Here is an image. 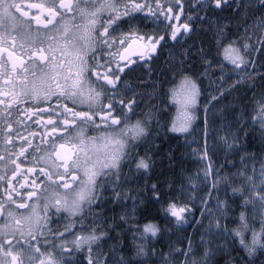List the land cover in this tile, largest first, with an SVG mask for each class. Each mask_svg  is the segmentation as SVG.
I'll return each instance as SVG.
<instances>
[{
    "label": "snow or ice",
    "instance_id": "1",
    "mask_svg": "<svg viewBox=\"0 0 264 264\" xmlns=\"http://www.w3.org/2000/svg\"><path fill=\"white\" fill-rule=\"evenodd\" d=\"M227 2L223 0V3ZM188 3L193 10L203 6L192 5L191 0ZM81 4L98 6L90 12ZM221 4L222 0H213L211 6L220 8ZM169 5L175 6V14ZM27 7L35 9L37 14L24 11L15 0H0V80L12 89H0V97L8 98V104L3 99H0V104L8 107L13 103L23 105L31 102L35 109L31 113L33 116L47 113L57 116V119H48L44 123V129L47 130L43 131V136L38 137L34 132L29 134L39 139L40 143L36 145L32 144L29 137H18L27 145L21 147L18 157H23L25 162L35 166L21 170L13 160L11 163L16 167L14 176L19 178L26 172L31 175V179L24 178V183L20 185L23 194L17 193L15 187L11 191L4 189L0 192V197H3L0 199V253L11 257V264H17V257L12 253L14 248L26 247L43 256L41 248L63 251L66 243H71L78 250L100 239L88 221L95 214L92 225L99 223L102 213H96L95 209L100 208L104 200L105 182L116 183L122 161L131 154L135 141L147 134L144 121L137 120L131 126L128 123L129 114L135 115L136 109L140 107L139 101L116 98L117 85L123 83L118 75L124 70L121 63L127 66L137 49L155 52L157 46L166 39L177 41L192 30L187 23L179 27L174 23L182 17L189 21L192 19L184 13L181 0H164L163 4L161 0H43ZM105 14L107 19H101ZM77 19L81 22L76 23ZM145 21L162 25L165 34L161 35L157 31L155 35H142L137 25ZM33 25L37 33L41 30L56 32L62 43L54 48L53 42L57 38L49 35L47 40L50 42L46 48L43 41L40 42L41 46L32 47L36 44V40L32 39ZM258 28L262 29L259 38L249 37L252 43L245 42L242 37L231 39L223 33L217 37V56L220 59L216 63L222 75L225 62L232 66L233 72H245L250 66L252 71L256 70V62L251 57L256 53L264 54V24L258 25ZM8 30H20L23 38L30 41L27 50L23 44L20 45L22 55L17 56L15 51L4 47L5 43L16 47L15 38L9 39L7 35ZM241 48L249 59L241 54ZM25 55L27 60L24 59ZM206 64L209 69L213 66L211 61H206ZM17 80L19 92L15 91ZM97 86L101 90L98 91ZM221 87L222 84L217 91ZM169 91L171 99L180 109L177 116L179 126L174 124L172 131H186L188 123L194 119L189 114V108L196 103L200 90L191 77L185 76ZM209 99L215 100L216 97L210 96ZM256 103L259 121L264 127V103ZM41 104L46 106L39 107ZM89 130L97 135H87ZM97 141H100L99 146ZM129 141L132 142L131 146ZM5 143L12 141L9 139ZM224 143L228 148L233 147L226 139ZM42 145L50 150L42 152ZM206 150L205 146L202 151L206 153ZM201 159L207 161L206 155ZM148 167L143 160L137 164L138 169ZM219 167L207 163L203 172L204 181H208L210 175L217 177L215 183L206 184L213 191L221 183L228 182L227 176H219ZM260 173V192L253 189V199L264 206V164L261 165ZM234 175L243 176L249 184L254 183L253 178L243 172ZM152 191L158 192L156 185H152ZM241 191L233 189V192ZM211 195V191L200 197L189 195L188 200L191 203L199 199L200 215L207 217L211 214L207 207ZM155 199L159 201L162 197L157 194ZM18 200L22 202L17 203ZM166 203L167 206L162 205L160 211L174 218L177 223H186V214L194 215L191 207L178 206L171 200ZM248 203L246 200L245 206ZM216 204L221 216L226 215V202L216 198ZM240 221L247 230L248 224L243 213L240 214ZM212 227L234 234L250 252L259 243V234L253 233L252 244H245L242 232L226 229L219 220L214 224L210 222L209 228ZM85 230L90 234H81ZM159 231L157 224L149 222L143 226L140 235L146 239L148 234L154 237ZM261 232L264 233V228ZM69 237L72 239L69 240ZM4 249L8 251L4 252ZM138 254H145L143 246H140ZM181 254H191L190 243L189 251ZM0 264H3L2 260ZM39 264L56 262L49 256L47 261L41 259ZM88 264H93V261L89 260Z\"/></svg>",
    "mask_w": 264,
    "mask_h": 264
},
{
    "label": "flooded vegetation",
    "instance_id": "2",
    "mask_svg": "<svg viewBox=\"0 0 264 264\" xmlns=\"http://www.w3.org/2000/svg\"><path fill=\"white\" fill-rule=\"evenodd\" d=\"M15 2L19 3L24 11H31L32 14L35 15L37 14L36 10H30L27 5L32 3H40L43 2V0H15ZM163 2L164 0H161L162 4ZM191 2L192 5L202 4L203 6L196 7L193 10L190 9L188 0H181V3L184 7V13L187 16H190L192 19L189 21L185 20L182 17L180 21L174 22L177 27H179L181 24L187 23L192 29L190 32L184 34L183 37L178 39L177 41L166 39L165 42H162V45L157 46L155 52H149L144 49H137L136 54L131 56V62L128 63L127 66H125L123 62L121 63V67L124 70L123 72L118 73V75L120 76V80L123 83L117 85L118 92L116 93V98L125 100L136 99L140 103V107L136 109V114H129L128 123L129 125H132L134 121H144L145 123L143 126L145 127L147 133L140 140L142 143H140L138 150H136L135 152L131 151V154L124 159V166H122L121 170L119 171V177L116 180V183L113 184L118 188L117 198L118 200H121L116 203L111 200L109 210L107 212L102 213L101 216V218H104L108 221L107 214L108 212H110L113 216L112 218L118 219L119 223L121 224L118 227L121 226L124 228L123 233L127 230L131 232L130 222L132 221V217L131 215H129L127 219L119 220L120 218H118L116 215L118 214V212H121V210H123L126 205H129L130 208H132L133 206L137 208L134 215L136 216V213L139 212L140 208L143 205L144 207L147 206L148 201L150 202L152 199V203H149V205L154 206L157 209L156 211L159 216L162 215V212L160 211L162 206L160 204V200L157 201L155 199V196L159 193L160 188L157 187L158 192L153 193L152 189L147 187L149 180L152 179V175L154 174V172H157L156 166L157 163H160L161 160L162 143L165 140H169L171 142H176V144L181 143L184 146L185 142H187V140L189 139L188 138L185 142H182V139L185 138L184 135H186L190 132L191 129H193L199 117L197 114H194L191 111V108H189V114L194 117V119H192L188 123V130L185 133L172 131L170 126L173 127V124L171 125V123L174 120V116H178L180 111L175 110V112L177 113L175 115V112L172 109L173 113L169 119V124L165 126L163 124V118L164 115H167V113L163 111V106H159L157 104L158 98L150 99V105L147 107L145 105L147 102L148 95V71L151 74H154V71L156 69H158L159 67H167V65L171 64L172 60L176 58L185 62L186 60L184 57L186 56V53H188L189 55H191V53L194 54L193 63H196L198 59H200L201 61V58H199L197 54L195 55V53L201 46H204L206 49L209 50V52L213 50L212 45L217 46V37L221 33L230 37L231 39L242 37L244 38L245 42L252 43V40L249 39V37L253 39L259 38L260 31L262 29H259L258 25L264 24V0H228L227 3H223L222 0L220 8L211 6L213 0H191ZM97 6L98 4H81V7L86 8L90 12L95 10V7ZM169 6L173 7V14H175L177 12L175 6ZM101 19H107V14L103 15ZM75 22L80 23L81 21L77 19ZM137 27L142 35H155L157 31H159L161 35L165 34L162 25H153L150 21H145L143 23L138 22ZM7 35L9 39L15 38L16 47L12 48L10 43H5L4 47L9 48L11 51H15L17 56L23 54L20 48L21 44L24 45L25 50L28 49L30 41L25 40L23 38L20 30H8ZM49 35L57 38L56 41L53 42L54 48L57 47L58 43H62V41L58 39V34L56 32H46L44 30H41L39 33H37L36 27L35 25H33L32 39L36 40V44H33L31 46L39 47L41 46L40 42L43 41V46L46 48L47 44L50 42L47 40V37ZM237 46L239 47L240 45ZM56 54L57 56H59L58 51ZM208 54L209 53H206V56ZM241 54L244 55L245 59H249V57L244 53L243 48H241ZM4 55L5 57L7 56L6 53ZM24 59L27 60L26 55L24 56ZM251 59L255 60L256 62V70L252 72L255 74H259L260 77L258 75L257 77H253L254 80L252 79L250 81H260L264 83V54L256 53L253 57H251ZM202 62H206V59H203ZM224 69L231 74V76H228L226 78L225 83L236 81L238 78L237 76L243 73L233 72L232 66L227 64V62H225ZM246 70H252L251 66ZM113 79H115V77H113ZM180 79V77L177 78V81H179ZM193 79H195V77H193ZM0 89H3L4 91L12 90L10 86L4 85L2 80H0ZM19 90L20 84L17 80L15 81V91L19 92ZM97 90L99 91L101 89L97 86ZM170 94V92H167L168 96H170ZM0 99H3L5 101V104H8V98L0 97ZM169 99H171V97H169ZM157 105L159 106V110L157 108ZM45 106L46 105L43 104L39 105V107ZM34 110L35 109L33 108L31 102H27L23 105L13 103L10 104L8 107H5L4 104H0V157H3V159L0 160V192H3L4 189H9V191H11L12 187H15L17 193L23 194V189L20 188V185L24 183V178H28L29 180L31 179V175L26 172L23 173L22 177L18 178L14 176L16 167L11 163V161L13 160L16 161V165H19L21 170L35 166L31 163L25 162L23 157H18L17 154L19 153L21 147H27V145L24 144L23 141H21L18 137H29L30 139H32V144L36 145L40 143L39 139L32 138L29 134L34 132L37 134L38 137L43 136V131L47 130L44 129V123L48 119H57V116L49 115L47 113L33 116L31 113ZM57 111H59V109H57ZM156 112L159 115L158 121L160 120V118L162 119L161 122L158 124V127L154 125V121L155 119L157 120L158 117V115L156 117ZM149 116L152 117V119L149 118ZM37 121H39L40 123L37 124ZM176 126H179V121L177 120ZM157 128L159 130L156 133L155 131ZM160 128H162L161 132ZM87 135H97V133H94L89 130ZM154 137L155 139H157L156 146L159 147V152H155L153 154L152 151H150L148 154H146L147 144L145 142ZM9 139L12 141V143H5V141ZM46 139L50 140V138ZM98 143H100V141H97V144ZM49 150L50 149H45L43 145L41 146L42 152ZM29 151H32V149H29ZM31 159L32 157L29 156V160ZM141 160H143L149 165L147 169L137 168V164ZM132 177L136 178V180L138 181V185L142 184L143 186V188L140 189L142 192L141 195L143 200H141L139 204L138 202L130 204L132 192L137 191L135 187L134 189H132L131 183L130 181H128ZM9 181L11 183H9ZM36 183L39 184L40 181L37 180ZM108 189L111 190V187ZM15 195L16 194L14 193V197ZM0 199H3V197H0ZM20 202L22 201H17V203ZM90 225L93 226L91 223ZM105 229L107 233H105V235H102V237L98 241H106L105 243L109 246L113 238L109 233L108 226ZM101 230L104 229H100L98 230V232L96 230L95 235H101ZM81 234L87 235L90 233L85 230ZM8 238L11 239V236H9ZM71 239L72 237H69V240ZM57 243H59V241H57ZM71 245V243H66L65 249L63 251L58 250L56 248H41V252L44 253L43 256L37 255L35 252L30 251L26 247L14 248L12 249V253L17 257V264H39L41 259L47 261L49 256L52 260L56 262V264H60L63 260L65 261V264H88L89 260L93 261V264L106 263L105 257H103L102 259L99 256H84L86 253L79 255L78 252H73L71 254H75L76 256H67V250L71 247ZM83 246L80 248L81 250L83 249ZM7 251V249H4V252ZM68 257H70L73 262H68ZM0 260L3 261V264H11V257L5 256L3 255V253H0Z\"/></svg>",
    "mask_w": 264,
    "mask_h": 264
},
{
    "label": "rangeland",
    "instance_id": "3",
    "mask_svg": "<svg viewBox=\"0 0 264 264\" xmlns=\"http://www.w3.org/2000/svg\"><path fill=\"white\" fill-rule=\"evenodd\" d=\"M212 49L213 50H211L209 52L208 49H206L204 46H201L198 49V51L195 53V55L197 54L199 56V58H201V61H200V59H198L196 61V63H193V55L194 54L191 53V55H189L188 53H186V56L184 57L186 60L185 62L176 58V59H173L172 63L167 65V67H165V68L159 67L158 69H156L154 71V74H151L149 71L147 73L148 95H147V102L145 105H146V107L150 105V103H149L150 99L158 98L157 104L159 106H163V111L167 113V115H164V118H163L164 119L163 124L165 126H167L169 124V119L173 113L172 109L174 110V112H175V110H180L179 105L177 103H175L172 99H169V97H171V94H170V96H168L167 92H170L169 90L172 89L173 87H175V85L178 84L180 82V80L185 76L191 77L192 79H193V77H195V79H193V80L196 82V84L200 90L199 95L196 99V103L194 105H192L194 107V110H192V112L199 116L198 120L196 122V125L193 127V129H191L189 133L184 135L185 138L182 139V142H185L189 138L187 140V142H185L184 149H190V152H188V154H185L184 156H182L185 159V161H187V168H188L187 176L181 177L178 181V184L176 185L177 187L174 188L172 191H171L172 187H169V191H170L169 193H173L175 191L174 195H176V197H171L170 199H164L160 190L158 193L162 197V199L160 200L161 205L165 206V200H171L172 202L177 203L178 206L191 207L193 209L194 213H195V208L201 207L200 200L197 199V200H194L191 203H189V200H188L189 195L195 196V197H200L201 195H203V193L205 192V189L207 188L206 184L215 183L217 180V179H215V175H210L208 178V181H204L202 179L203 172L207 166V162L210 164H213V161H212L210 154L208 153V151L210 150L209 149L210 145L208 144L207 141H205V137L208 134L209 127L207 126V123H205L206 111H205V108L204 109L201 108V103H202V101H204L208 97L213 96L217 92H219V91H217V88L221 84H222V87L220 88V90H223L226 78L228 76H231V74L229 72H227L225 69L223 71V75L221 74L219 64H217L215 62L218 59H220L216 53L217 52V46L212 45ZM206 53H209V54L206 56ZM210 56H211V60H210ZM203 59H206V61H211L213 63V66L211 69L208 68L206 62H202ZM178 60H179V63H178ZM180 61H181V63H180ZM205 73H207V74H205ZM258 75L259 74L254 73L253 76L257 77ZM179 77L181 79L179 81H177V78H179ZM158 105H157V108L159 110ZM171 106H172V109H171ZM176 114L177 113L175 112V115ZM157 115H158V113L156 114V117H157ZM149 118L152 119V117H150V116H149ZM158 118H159V115L157 117V120L155 119V121H154V125L157 127H158V124L162 120L160 118V120L158 121ZM255 118H256V120H258V114L255 115ZM173 119L174 120L171 123V125L176 124L177 116H174ZM135 123H136V121H134L133 124H135ZM202 123H203V127H202ZM224 126L227 130L226 129L224 130V135L222 136L223 144L226 146V144L224 143V140L226 139L228 144H232L235 147L236 144L234 141L232 126L230 124H224ZM170 128L172 129V126H170ZM158 130L159 129L157 128L155 132L157 133ZM161 131H162V128H160V132ZM186 131H183V132L178 131V132L179 133H185ZM205 133H206V136H205ZM142 138H143V136L140 139L135 141V147H134V150H132L133 152L138 150L140 143H142L140 141ZM229 138H231V139H229ZM156 140L157 139H155V137H154V138H151L150 140L145 142L147 144L146 154H148L150 151H152L153 154L155 152H157V153L159 152V147L156 146L157 145ZM233 142H234V144H233ZM131 143L132 142L129 141L130 146H131ZM99 144L100 143H98L97 145L99 146ZM205 146L207 149H209L208 151L206 150V153H205V151H202V149H205ZM234 147H232V148L226 147V152L231 151V153H233V154L237 153L238 150H237V148H234ZM125 151H127V149H125ZM101 155H103V152H101ZM205 155H206L207 161L201 159V157H203ZM243 157H244L243 159L241 158L242 162H244L248 159H251L245 155ZM125 158H127V156ZM123 163H125L124 160L121 163L119 171L121 170L122 166H124ZM253 169H255V171H253ZM260 169H261V166H258L257 163L253 162L252 167H251V171L248 173H245V175L248 177H252L254 183L249 184L244 179V177H243V180L246 181L245 183H246V189H247V196H248V200L251 203V209H252V219L258 225H260L264 228V206H262L259 201H256L253 199V196L255 194L253 189H255V192H260V188L258 187L260 185V181H261ZM218 171H219V176L221 177L222 172L220 171V169ZM233 175L234 174H232V176ZM156 177L154 175H152V179H150L151 180L150 183L147 184V182H146L148 188L152 189V185H156L158 187V183H156V182H160V181H159V178L157 179ZM222 177H223V175H222ZM128 181H130L132 189H134V187L137 189L136 192H132V194H131L130 204H133L136 202H138V204H139L140 201L143 199H142V195H141L142 192H141L140 187L138 185V181L136 180L135 177H132ZM110 187H111V190L108 189ZM114 190H115V193H114ZM210 191L212 193L214 192L210 187H208V192H210ZM215 191H218V194H219L220 187H218V189H216ZM117 194H118V188L116 186H114L111 182L106 181L105 182V188L103 190L104 200L101 202V207L96 208L95 212L96 213L107 212L110 208L111 200L114 203L121 200V199L118 200ZM262 194H264V193H262ZM166 205H167V203H166ZM207 207H208V209H210L211 214L207 217H204V219H206V222L204 223V227H203L202 231L200 232L201 239L199 241V243H200L201 240L202 241L205 240V246L204 247L206 249H205L204 255H205V253H207V255H205V256H215L217 254V252H220V251H225V252L232 251L234 248H236L234 243H232V246H228V244H227L228 241L230 242V240H232V238H233L232 235L229 232H227L226 230L216 229L215 227H212L211 229L209 228L210 222L214 224L216 222V220H219V222L226 227V225L224 223V219L228 215V210L226 208L224 209V212L226 213V215H224L222 217L221 213L217 210V204L211 205V201L209 200V198L207 201ZM136 209L137 208L134 206L132 208H130L129 205H126V207L123 208V210H121V212H119V215L117 214L116 216L118 218H120L119 220L127 219V217L129 215H131V217L133 218L135 215ZM194 215L189 216L186 214L184 217V219L187 221L186 223H177L174 218L169 217L168 223H170L173 220L172 226H175L174 228H178L180 231H182L183 229L188 227L191 224V222H194ZM122 217H123V219H122ZM199 218H200V216L198 217V219ZM92 219H96L95 214H93ZM92 219H90L88 221L89 224L90 223L92 224ZM198 219H197V221H195V224L198 223ZM204 219H202L201 221L203 222ZM119 225H121V224L119 223L118 219H112L111 221L110 220L107 221L104 218H100L99 223L93 225L92 227H94L97 230V232L100 229H105V227H107V226L109 228L108 229L109 231H113ZM221 231H223V235H222ZM141 232H142L141 230L131 229V232L129 230H127L124 233L123 232L118 233V235L114 239L115 240L117 239L119 241V238H120L121 239L120 245L115 244L116 242L114 241V239L111 241L110 246H108L103 241L99 242L97 240V241L91 243L90 246L84 245L82 250L81 249L77 250L73 247V245H71V247L67 250V253H68L67 256H76L75 254H71L73 252H78L79 255L86 253L84 256H99L102 259H103V257H105L106 258L105 264L115 263V261L117 260L115 256H118L120 258V260H117V261H119L121 263L123 262V260H125L126 262L135 261L138 259L137 256H142L143 258H149L150 256H156V258H158V262H159L158 264H173L174 260L172 257H169V256L170 255L173 256V254L176 253L177 251H171V250L169 251L170 246L167 247L166 243L163 240L162 235L161 234L159 235L160 245L157 246L153 241L151 242V238L149 235H147V238L145 239L143 236L140 235ZM168 232L170 233L169 230H168ZM181 234L179 236H181ZM164 236L166 237L165 234H164ZM99 237L101 238L102 236L99 235ZM189 243L191 245V253L194 256H197V252H198V255H199L201 253L203 247L201 245H195L196 246L195 247L191 244V242H189ZM140 246H143L144 253H145L143 255L138 254V250H139ZM168 251H169V254L165 255V253L167 254ZM188 251H189V245L187 248V252ZM87 259H88V257H87ZM149 259H151V258H149ZM67 260H68V262H73L70 259V257H68ZM60 264H65V261L63 260ZM183 264H186V262H183ZM195 264H198V263L195 262ZM199 264H212V263L211 262H205L204 260H201V263H199Z\"/></svg>",
    "mask_w": 264,
    "mask_h": 264
},
{
    "label": "trees",
    "instance_id": "4",
    "mask_svg": "<svg viewBox=\"0 0 264 264\" xmlns=\"http://www.w3.org/2000/svg\"><path fill=\"white\" fill-rule=\"evenodd\" d=\"M223 91L225 92L221 94ZM213 96H216L215 100H210V97H208L201 103V106L204 107L211 101L207 112L209 127L207 141L210 145V150L208 149V152L212 158L213 164L221 166L219 167L222 172L221 177L222 175L223 177L228 175V182L219 185V194L218 191H214L209 200L211 201V205H216V198L226 202L228 215L224 219V223L228 230L235 229L242 232L245 244L247 245L252 244L253 233H257L259 234V243L255 245L254 250L250 252L244 245H241L238 237L231 234L233 238L230 242L228 241L227 244L228 246H232V243H234L236 248L228 252H217L215 256H205V240H201L199 243L201 239L200 232L206 222L204 216L200 215L201 207L195 208L194 222H191L188 227L180 231L178 228H174L175 226H172L173 220L168 223V216L164 213L159 216L156 211L157 209L154 206L149 205V203H152V199L150 202L148 201L147 206L144 207L143 205L140 208L139 212L136 213V216L132 218L130 226L131 229L142 231L143 226L149 222L157 224L160 231L154 237L151 234L148 235L151 238V242L153 241L157 246H159V235L161 234L167 247L170 246L169 251H177L173 254V256H169L173 258V264H183V262H186V264H193V261L199 264L201 263V260L211 262L212 264H264V233L261 232L263 227L258 225L252 219L251 203L248 200L246 181L243 180V176H232V174L241 172L245 174L250 172L253 162L257 163L258 166L264 164V127H262L259 121V115L258 120H254L255 115L259 113V108L256 102L261 101L264 103V99H262L264 98V83L250 80H243L237 83H233L231 81L224 84L223 90H220ZM224 124H230L232 126V132L236 144V146L233 147L238 150L235 154L231 153V151L226 152L227 145L225 146L223 144L222 136L224 135V130L226 129V125L224 126ZM132 150H134V148ZM188 152H190V149H184V146L181 143L176 144V142H171L169 140L163 141L161 160L160 163H157V172H154L153 175L155 177L157 176V179L159 178L160 182L156 183L159 184L158 188H160L164 199L176 197V195H174L175 191L173 193H169V187H172V191L177 187L176 185L178 184L179 179L187 176V161H185L182 156L188 154ZM244 155L251 159L242 162L241 158ZM215 179H217L216 176ZM150 181L151 180H149V183ZM139 187L142 189V184H139ZM233 189H242V191L233 192ZM207 192L208 187L205 189L203 195ZM246 200L249 201L247 206H245ZM167 201L168 200H165V207L167 206ZM241 213L244 214L245 220L247 221V230H245L241 224ZM199 216L200 218L198 219ZM107 217L110 221L113 219L110 212H108ZM197 219L198 223L195 224ZM202 219H204L203 222L201 221ZM123 231L124 228L120 226L113 231H109V233L114 239L118 233ZM101 232H103L104 235L107 233L106 229L101 230ZM221 232L223 235V231ZM180 234L181 236H179ZM114 241L116 242L115 244L120 245L121 239L119 238V241L114 239ZM189 242H191L193 246L201 245L203 247L199 255L198 252L197 256H194L192 253L190 255L181 254L182 252H187ZM169 251L167 254L165 253V255H168ZM115 257L117 260H120L118 256ZM137 257L138 259L135 261L126 262L123 260L121 263L116 260L115 263L112 264L159 263L156 256H150L149 258L151 259L143 258L142 256Z\"/></svg>",
    "mask_w": 264,
    "mask_h": 264
},
{
    "label": "bare ground",
    "instance_id": "5",
    "mask_svg": "<svg viewBox=\"0 0 264 264\" xmlns=\"http://www.w3.org/2000/svg\"><path fill=\"white\" fill-rule=\"evenodd\" d=\"M208 163V162H207Z\"/></svg>",
    "mask_w": 264,
    "mask_h": 264
}]
</instances>
